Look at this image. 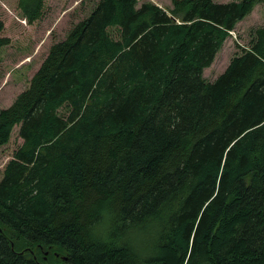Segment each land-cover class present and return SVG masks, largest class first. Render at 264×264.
Instances as JSON below:
<instances>
[{
  "label": "trees",
  "instance_id": "16d2710c",
  "mask_svg": "<svg viewBox=\"0 0 264 264\" xmlns=\"http://www.w3.org/2000/svg\"><path fill=\"white\" fill-rule=\"evenodd\" d=\"M257 2L99 0L50 47L0 109V264H264V27L204 75Z\"/></svg>",
  "mask_w": 264,
  "mask_h": 264
},
{
  "label": "rangeland",
  "instance_id": "374dc122",
  "mask_svg": "<svg viewBox=\"0 0 264 264\" xmlns=\"http://www.w3.org/2000/svg\"><path fill=\"white\" fill-rule=\"evenodd\" d=\"M19 1L0 0V21L4 23L1 36L10 40L9 44L0 47V109L10 106L18 94L29 86L50 47L63 40L72 26L85 18L99 0H45L44 14L34 23H29L23 17ZM143 1L172 7V0H139L140 3ZM259 27H264V0H258L253 11L237 23L214 63L205 69V77L210 81L215 80L224 72L231 58L240 52L236 43L249 46ZM19 129V126L15 127L10 141L0 146V180L6 164L23 142L19 137Z\"/></svg>",
  "mask_w": 264,
  "mask_h": 264
},
{
  "label": "water",
  "instance_id": "95a60500",
  "mask_svg": "<svg viewBox=\"0 0 264 264\" xmlns=\"http://www.w3.org/2000/svg\"><path fill=\"white\" fill-rule=\"evenodd\" d=\"M0 231H3L1 227H0ZM12 246H13V243H12ZM22 253H24V251H22ZM64 259L66 260L67 257H64Z\"/></svg>",
  "mask_w": 264,
  "mask_h": 264
},
{
  "label": "crops",
  "instance_id": "0c3cea01",
  "mask_svg": "<svg viewBox=\"0 0 264 264\" xmlns=\"http://www.w3.org/2000/svg\"><path fill=\"white\" fill-rule=\"evenodd\" d=\"M207 69V68H206Z\"/></svg>",
  "mask_w": 264,
  "mask_h": 264
}]
</instances>
